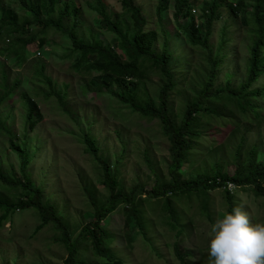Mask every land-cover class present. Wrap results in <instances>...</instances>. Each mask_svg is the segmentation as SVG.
Instances as JSON below:
<instances>
[{
	"label": "rangeland",
	"instance_id": "obj_1",
	"mask_svg": "<svg viewBox=\"0 0 264 264\" xmlns=\"http://www.w3.org/2000/svg\"><path fill=\"white\" fill-rule=\"evenodd\" d=\"M74 1L82 8V25L77 29L79 36L86 39L95 36L114 48L115 35L100 28V18L91 9L93 0ZM104 2L114 20L118 19V14L124 13L121 0ZM209 2H192L193 16L201 23L204 22L202 8ZM137 5L147 19L145 31L157 33L155 51L162 54L166 50L172 56L171 68L176 86L169 94V105L175 121L181 124L187 104L193 101L208 80L209 52L190 44L187 35L175 22L173 3L162 16V21L156 14L158 0H138ZM9 7L24 16L18 3L9 4ZM242 17L243 14L237 16L223 8L222 18L214 23L209 44L220 64L214 90L228 85L239 90L237 88L245 82L253 37L250 28L242 24ZM49 39V47L46 46L40 56L36 43L28 46L26 62L22 66L18 65L16 58L4 57L0 53V99L9 90L12 95L7 97L13 96L0 109V121L5 126L0 128V201H6L0 205V217L10 212L6 199H20L23 194L21 187L29 181L35 188L43 190L45 201L56 207L65 220L71 232L70 244L60 240L61 232L57 231L54 223L35 235L37 227L42 224L38 212L14 210L15 213L9 216V224L0 231V264H63L70 247L77 245L80 231L94 221L91 199L105 202L109 192L103 185L101 165L86 152L85 136L94 139L99 156L108 163L112 175L120 177L121 185L128 191L143 185L150 192L155 185L156 174L165 181L171 178V144L163 134L161 123L135 113L131 105L108 90H101L96 74L76 72L74 60L65 52L70 44L64 37L52 31ZM5 40H8L7 35L0 39L3 50L9 46ZM41 66H44L43 74L51 80V85L38 76ZM259 81L263 86L264 76ZM143 85L149 97L159 104L158 96L165 85L160 72L151 69ZM114 90L121 94L120 90ZM32 103L37 111L28 121ZM211 106L230 116L231 123L214 115L202 117L203 140L198 144L194 165H186L185 180H196L199 175L212 177L217 170L233 176L236 152L240 146L242 155L256 149L258 159L264 161V104L261 119H249V123L241 120L242 124L236 131L232 126L236 120L232 109L225 110L219 104ZM33 122L36 124L30 128ZM10 137L16 139L15 143L24 151V157L12 150ZM147 155L153 163V170ZM10 184H18L20 188ZM232 194L235 207L241 206L248 212L254 224L264 223V200L257 199L250 189L235 190ZM173 202L179 223L188 227L183 238H177L160 219L161 211L154 207L149 209L147 202L145 218L151 223L148 234L152 243L139 231L126 227L124 207H121L106 220L105 228L111 235L107 246L109 244L126 264H181L173 249V245L179 242L184 252L192 253L191 264H208L211 226L228 213L223 191L193 198L192 201L175 199ZM150 203L156 202L150 200ZM101 204L107 207L105 211L113 210L106 203ZM205 204L209 205L213 222L203 213ZM114 237L116 241L111 245ZM130 237L135 239L132 245L127 239ZM79 251L87 262L101 260L94 252Z\"/></svg>",
	"mask_w": 264,
	"mask_h": 264
},
{
	"label": "trees",
	"instance_id": "obj_2",
	"mask_svg": "<svg viewBox=\"0 0 264 264\" xmlns=\"http://www.w3.org/2000/svg\"><path fill=\"white\" fill-rule=\"evenodd\" d=\"M193 1L196 0H158L156 9V14L162 21V16L173 3L175 22L182 29V33L187 35L190 44L209 52L208 80L201 90H198L193 101L187 104L183 120L181 124H177L169 105V94L176 86L171 68L172 56L166 50L162 54L155 51L154 45L158 36L154 31H145L147 19L141 7L137 5L138 0H121L124 13L118 14L117 20L109 14L104 0H93L91 3V9L100 18V28L115 35L114 48L95 36L90 39L79 36L77 29L82 25L80 22L82 8L74 0H0V39L7 35L8 40L5 42L9 43L7 49L0 48V53L4 57L12 56L18 60V65L22 66L26 62L28 46L36 43L38 52L41 53L49 44L50 32L60 34L70 44L65 52L69 53L68 58L74 60L73 68L76 72L96 74L98 76L96 82L102 88L101 90H108L110 94L131 105L135 113L147 119L158 120L162 125L163 134L171 144L169 149L171 178L165 181L156 174L155 185L150 192L143 185L128 191L121 185L120 177H114L108 163L99 156V148L94 139L85 136L86 152L101 165L103 185L109 192V197L105 202L91 199V206L95 210L94 221L85 225L80 231L77 245L70 247L69 256L63 264H126L112 251L109 244L107 246L111 235L105 228L106 220L121 207H124L126 227L129 230L131 228L132 231H139L147 241L152 243L148 234L151 223L145 218L147 202H149V209L154 207L161 211L160 219L163 224L181 239L187 233L188 227L180 224L179 217H176L173 207L175 199L192 201L193 198L208 197L210 193L221 190L228 205L227 212L231 213L235 208V198L228 190V185L231 184L237 190L250 189L257 199L264 200V161L258 159L256 149L242 155L241 146L239 147L236 152L233 176L223 170H217L212 177L199 175L196 180H185L186 165H194V158L198 154V144L200 145L203 140L202 117L214 115L224 122L231 123L230 116L222 114L211 105L219 104L225 110L232 109L236 117L232 126L236 131L242 124L241 120L249 123L247 122L249 119H261L264 104V85H259L260 78L264 76V0H210L202 8L203 23L193 16ZM16 3L24 12L23 17L9 7V4ZM223 8L237 16L243 14L242 24L250 28L253 37L249 52L248 73H246L245 82L237 88L239 90L233 89L234 87L230 85L214 90L220 64L218 58L213 56L209 41L214 23L222 18ZM223 46L224 43L221 49ZM151 69H157L165 82L158 96L159 104L149 97L143 85ZM43 73L44 66H41L38 76H42L44 82L51 85V80ZM114 88L120 90L121 94ZM141 93L143 96H140ZM8 95H12L10 90L0 99V109L12 99L13 96L10 98L7 97ZM24 99L27 100V97L25 96ZM60 99L63 102V98ZM35 111L37 107L32 103L28 111V121ZM221 116L226 117L219 118ZM35 124L30 123V128H33ZM0 128H5L1 121ZM15 140L14 137H10L12 150L24 157V151L15 143ZM146 158L153 170V163L149 156L147 155ZM116 173L119 174L117 171ZM10 186L20 188L18 184H10ZM21 189L23 194L20 195V199H6L10 212L0 217V231L9 224L8 220L12 212L29 209L38 212L42 218V224L37 227L35 235L48 224L54 223L57 231L61 232L60 240L70 244L69 228L63 217L59 215L57 208L45 201L43 190L35 188L29 181L23 184ZM150 200L156 203L151 204ZM5 202L1 200L0 205L3 206ZM101 203L109 205L113 212L105 211L107 207ZM203 213L213 222L209 205L205 204ZM127 239L131 245L135 242L134 237ZM115 241L114 237L110 244L112 245ZM80 249H85V252L91 254L94 252L101 257V260L87 262L85 258H82L83 253L79 251ZM173 249L176 259L181 264H191V252H184L179 242L173 245ZM79 259L83 260L79 261Z\"/></svg>",
	"mask_w": 264,
	"mask_h": 264
},
{
	"label": "clouds",
	"instance_id": "obj_3",
	"mask_svg": "<svg viewBox=\"0 0 264 264\" xmlns=\"http://www.w3.org/2000/svg\"><path fill=\"white\" fill-rule=\"evenodd\" d=\"M209 235L208 264H264V223L254 224L241 206L218 218Z\"/></svg>",
	"mask_w": 264,
	"mask_h": 264
},
{
	"label": "built area",
	"instance_id": "obj_4",
	"mask_svg": "<svg viewBox=\"0 0 264 264\" xmlns=\"http://www.w3.org/2000/svg\"><path fill=\"white\" fill-rule=\"evenodd\" d=\"M38 55L40 56L41 53L38 52ZM230 185H231V184H230ZM228 190H229V192L234 193V191L237 190V188H236L234 185H231V188L228 187Z\"/></svg>",
	"mask_w": 264,
	"mask_h": 264
}]
</instances>
